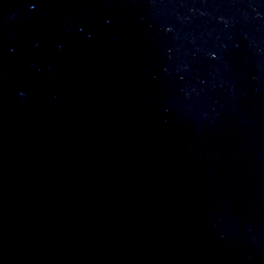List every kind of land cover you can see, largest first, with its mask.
Returning <instances> with one entry per match:
<instances>
[{"label":"water","instance_id":"95a60500","mask_svg":"<svg viewBox=\"0 0 264 264\" xmlns=\"http://www.w3.org/2000/svg\"><path fill=\"white\" fill-rule=\"evenodd\" d=\"M0 264H264V0H0Z\"/></svg>","mask_w":264,"mask_h":264}]
</instances>
